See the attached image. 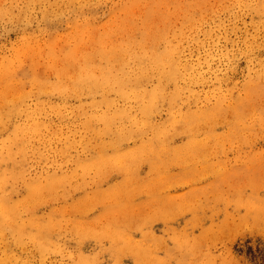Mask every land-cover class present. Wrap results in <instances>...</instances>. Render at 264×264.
Returning <instances> with one entry per match:
<instances>
[{
    "label": "rangeland",
    "instance_id": "obj_1",
    "mask_svg": "<svg viewBox=\"0 0 264 264\" xmlns=\"http://www.w3.org/2000/svg\"><path fill=\"white\" fill-rule=\"evenodd\" d=\"M0 264H264V0H0Z\"/></svg>",
    "mask_w": 264,
    "mask_h": 264
}]
</instances>
